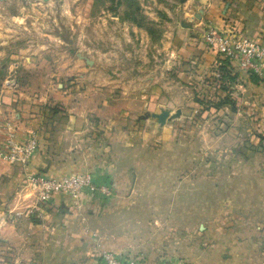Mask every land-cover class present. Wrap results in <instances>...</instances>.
<instances>
[{"label":"rangeland","instance_id":"1","mask_svg":"<svg viewBox=\"0 0 264 264\" xmlns=\"http://www.w3.org/2000/svg\"><path fill=\"white\" fill-rule=\"evenodd\" d=\"M202 6L198 0H0V148L6 121L17 140L30 133L37 139L25 163L0 157L2 264L18 257L30 264L26 216L13 213L30 196L25 173L102 167L116 188L124 178L126 185L135 181L133 168L122 163L133 161L129 157L139 149L149 151L140 164L158 168L144 176L163 186L153 194L163 203L135 212L138 222L128 225L135 236L147 225L160 226L158 218L164 230L180 219L182 235L194 236L190 244L237 246L243 261L264 264V97L252 100L247 88L243 95L234 80L229 89L236 108L221 105L202 116L203 105L194 99L214 96L208 83L219 70L212 66L192 80L173 70L177 8ZM163 90V105L148 103L133 115L108 118L111 98L139 101ZM67 102L101 105V114H73ZM163 109L168 116L160 122L152 113ZM120 193L103 203L105 209Z\"/></svg>","mask_w":264,"mask_h":264},{"label":"crops","instance_id":"2","mask_svg":"<svg viewBox=\"0 0 264 264\" xmlns=\"http://www.w3.org/2000/svg\"><path fill=\"white\" fill-rule=\"evenodd\" d=\"M198 1L204 5L201 10L193 11L192 7L187 9L178 7L174 17L172 44L176 46V49L172 63H174L173 70L177 72L175 76L181 79L191 78L192 80L193 77L198 79L204 73L211 71L212 66L217 67L219 64L221 57L207 49L201 39L206 29L221 30L231 26L248 37L257 38L259 31L264 27V1L247 0L240 5L232 3L230 7L228 5L217 7L218 2L215 5V0ZM166 32L169 33L168 30ZM228 68L235 74V85L240 93L244 95L243 90L247 88L248 91L251 90L248 95L252 97V100L264 97V78L252 80L249 74L233 63H228ZM197 79L194 82H197ZM201 84L204 86L203 83ZM164 92L163 90L162 94H156L155 97H150L151 99L147 96L149 94L147 92L139 101L123 102L119 97L111 98L107 109L108 118L119 117L123 112L133 115L131 113L145 109L148 103L163 105ZM65 104L66 109L73 114L83 115L85 111L101 114V105L85 107L80 103ZM122 108L124 109L119 112ZM148 154L149 151L139 149L130 155L129 158H134L133 161L122 163L123 166L128 164L129 168H133L135 181L126 185L123 183L126 182L124 178L116 182V188L108 175L109 171L102 167L73 168L67 171L66 173L89 171L96 181L108 183L111 193L109 195H103L100 192L86 194L78 202L72 201L65 194L58 193L51 198L45 212L23 217L26 220L23 219L22 223L27 227L26 234L29 242L32 243V249L29 251L30 264H101L99 252L103 248H119L138 255L139 264H252L241 259L237 246L205 245L204 242L190 244L194 242L190 239L194 236L190 232L182 235L180 219H173L168 223L171 227L164 230L165 221L158 218L156 222L161 221V225L157 226L153 223L150 230L147 225V229L141 236H135L129 230L132 228L128 225L138 222L134 217L136 211L145 206L163 203V201L158 203V194L153 195L155 190H161L163 186L157 181H149L144 176L147 174L146 170L158 168L140 164L142 158ZM153 172L156 173V171ZM26 185L29 187L30 196L28 195L25 203H29L33 196L30 185L28 183ZM121 190L130 192L122 195ZM116 191L121 197L116 202H110L109 208L105 209L103 203L111 201ZM151 211L157 213L160 209L151 208ZM206 213V209L202 210L203 217H206ZM0 218L3 219L2 216ZM14 218L20 220L21 217ZM193 218L195 220L197 216L194 215ZM192 225H189L190 228ZM203 232L207 239L208 230L204 229ZM20 260L19 257L14 258L13 264H22Z\"/></svg>","mask_w":264,"mask_h":264},{"label":"built area","instance_id":"3","mask_svg":"<svg viewBox=\"0 0 264 264\" xmlns=\"http://www.w3.org/2000/svg\"><path fill=\"white\" fill-rule=\"evenodd\" d=\"M206 48L228 63L247 74L261 77L264 74V28L257 38H251L231 26L223 29L208 28L201 36ZM5 137L0 148V157L8 162L25 163L37 147L36 135L28 134L24 140H17L15 129L9 122H5ZM25 181L30 185L33 199L25 203L21 209L13 211L14 215L40 214L46 211L51 198L58 193L65 194L72 201H80L84 195L100 192L109 195L111 188L108 183L96 181L89 171H71L61 174H43L27 172ZM101 264H139L138 255L125 252L122 249L103 248L99 252Z\"/></svg>","mask_w":264,"mask_h":264},{"label":"trees","instance_id":"4","mask_svg":"<svg viewBox=\"0 0 264 264\" xmlns=\"http://www.w3.org/2000/svg\"><path fill=\"white\" fill-rule=\"evenodd\" d=\"M131 1L135 4V0ZM217 69L219 70L217 78H214V82L210 81L208 83L209 85L214 87V90L212 91V94H214V96L210 97L209 99H203V97H201L200 99L198 97L194 99V101H196L198 104L203 105L202 107H200V115L202 116L206 114V111L216 110L221 105H227L231 110H234L236 108V98L231 94L232 91L229 89L231 88L229 82L235 80V74L230 72V69L228 68V61L226 58H219ZM249 76L252 80H255L257 78H264V75H262L261 77H257L254 74H249Z\"/></svg>","mask_w":264,"mask_h":264},{"label":"water","instance_id":"5","mask_svg":"<svg viewBox=\"0 0 264 264\" xmlns=\"http://www.w3.org/2000/svg\"><path fill=\"white\" fill-rule=\"evenodd\" d=\"M87 63H90V60L89 59H85ZM179 109L177 108L176 109V113H179ZM147 114V112H146ZM158 120L163 121L167 116H168V110L166 109H163V110H160L158 113H152Z\"/></svg>","mask_w":264,"mask_h":264}]
</instances>
